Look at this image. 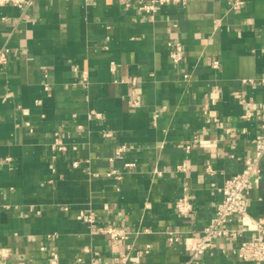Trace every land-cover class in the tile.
Segmentation results:
<instances>
[{"label": "crops", "instance_id": "1", "mask_svg": "<svg viewBox=\"0 0 264 264\" xmlns=\"http://www.w3.org/2000/svg\"><path fill=\"white\" fill-rule=\"evenodd\" d=\"M139 3L0 6V264H50L53 252L58 264H186V239L254 159L249 214L264 220L253 143L264 123V0H190L154 15ZM169 41L182 42L181 61ZM184 193L188 216L176 209ZM105 227L129 234L114 240ZM228 227L237 239L216 241L198 264H256L232 251L256 235L250 224Z\"/></svg>", "mask_w": 264, "mask_h": 264}, {"label": "built area", "instance_id": "2", "mask_svg": "<svg viewBox=\"0 0 264 264\" xmlns=\"http://www.w3.org/2000/svg\"><path fill=\"white\" fill-rule=\"evenodd\" d=\"M190 0H140L139 10L154 15L162 6L187 4ZM34 0H0V6L11 5L26 10L32 6ZM170 56L174 62L182 59L183 45L181 41H169ZM8 49H0V65L8 61ZM213 67H219V61L214 60ZM250 112L243 117L249 118ZM262 130L258 132L253 139V143L260 153L264 154V123L261 125ZM126 151L124 146L117 148L116 157H121ZM112 171L109 174H115ZM259 173L258 160L246 161L245 168L238 174L227 179L222 187L223 197L216 207L214 216L210 223L204 227L202 233L196 237L186 239L187 250L189 251V260L186 264H198L200 258L206 250L212 247L216 241L227 240L232 242L237 239L238 231L230 229L228 223L237 218L239 222L246 227L250 224L251 229L256 235L249 239H243L237 247L233 248V254L245 261H251L256 264H264V220L254 219L249 214L248 191L251 188L252 178ZM176 209L182 216L190 215L193 210V203L190 196L184 193L176 201ZM83 219L95 224L96 219L93 214H83ZM249 227V226H248ZM103 231L108 233L114 240L118 238H126L129 234L126 229H117L114 227H105ZM171 240H177L178 237L174 232H170ZM50 264H58V254L53 252L49 259ZM81 264V263H75Z\"/></svg>", "mask_w": 264, "mask_h": 264}]
</instances>
